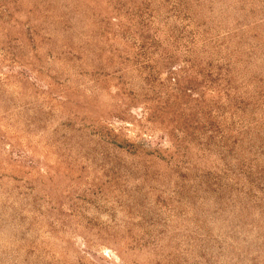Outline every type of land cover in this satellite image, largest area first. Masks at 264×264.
Here are the masks:
<instances>
[{
	"label": "rangeland",
	"instance_id": "rangeland-1",
	"mask_svg": "<svg viewBox=\"0 0 264 264\" xmlns=\"http://www.w3.org/2000/svg\"><path fill=\"white\" fill-rule=\"evenodd\" d=\"M0 264H264V0H0Z\"/></svg>",
	"mask_w": 264,
	"mask_h": 264
}]
</instances>
